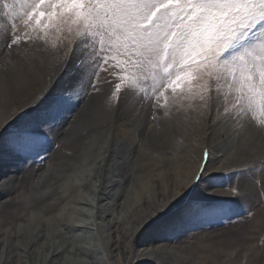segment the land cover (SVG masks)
<instances>
[{
    "label": "snow or ice",
    "instance_id": "obj_1",
    "mask_svg": "<svg viewBox=\"0 0 264 264\" xmlns=\"http://www.w3.org/2000/svg\"><path fill=\"white\" fill-rule=\"evenodd\" d=\"M37 65L48 69L44 87L27 106L0 119V159L6 151L28 169L29 161L59 147L65 113L92 95L105 96L109 108L150 109L154 121L161 109L165 117L173 109H191L201 124L231 125L235 135L250 127L264 134V0H0V90L5 98ZM94 147L97 164L89 167L85 153L80 170L62 188L66 194L83 178L96 179L93 168L107 159L106 153L118 156L115 141ZM219 172L205 145L189 178L170 187L146 212L127 221L123 212L112 218L88 264H132L129 252L132 257L155 254L156 245L140 244L149 230H175L208 211H232L214 207L224 202L212 183ZM119 179L114 166L106 182L116 187ZM9 180V174L0 175V207L24 196L15 187L18 181ZM258 183L264 202V181ZM92 191L89 201L95 205V193L102 189L94 183ZM228 191L232 202L247 195L239 185ZM100 212L110 214L102 205ZM75 223V217L68 221ZM259 245L264 248V235ZM0 264L13 261L0 254Z\"/></svg>",
    "mask_w": 264,
    "mask_h": 264
},
{
    "label": "bare ground",
    "instance_id": "obj_2",
    "mask_svg": "<svg viewBox=\"0 0 264 264\" xmlns=\"http://www.w3.org/2000/svg\"><path fill=\"white\" fill-rule=\"evenodd\" d=\"M47 71L48 69L39 65L34 71L29 69L23 81L14 88L16 90L22 88L26 92L23 93V96L29 99L38 86L44 87ZM3 78L4 73L0 72V80ZM14 88H10V90ZM10 96H12L10 91L5 98L2 90H0V119L10 116L11 111L17 106H27L30 103H26V100H23L24 97L23 99L20 98L19 101L18 99L14 101V98L8 101ZM104 103L106 104L107 101L105 100ZM127 106H121L117 110V105L114 104L109 111H103V106L101 108L98 106L97 111L93 112H103V115L94 116L93 113V117L91 116L89 120H78L79 123L77 121V125L82 126L83 128H81L85 131L93 128L92 125L98 123L99 119H101V125L93 129L94 137L93 135L86 137L87 140L81 142V148L75 156L64 158L65 161L60 164V168L62 171L70 170L68 173H62L63 175L57 168H50L36 181L30 180L29 182L26 178L14 175L23 169L14 163L15 161L6 151L3 153L2 159H0V175L9 174V184H11V178H15L18 181L15 187L19 190L22 189L21 193L24 196L10 204V206L16 204L14 213H9L10 206L0 207V254L8 256L15 264H88L89 261L96 258L103 230L109 226L114 216L118 219L119 214L123 212L125 221H127L132 214L146 212L149 205L154 203L158 197L166 195L170 187L182 183L196 170L202 155L196 152V156H193L191 150L187 152L188 167L186 169L168 165L169 158L161 159V157L147 154L144 156L143 153V162L141 159L139 162L138 159L135 160V147L138 143L134 134L130 132L132 128L141 127L142 129L144 123L141 114H138V110L136 109V113H134ZM105 122L106 126L103 128L102 125ZM209 128L211 139L220 132L226 133L225 144L222 146L218 144L215 150L225 149L229 153L233 152L237 159L247 163L235 168L234 171L240 172V185L247 193L244 197L249 198L251 204L257 211L259 210L253 230H249L250 228L237 230L235 233L238 237L237 243L229 247L223 244L228 233L223 232L224 235H222L215 231L204 232V230L203 241L200 240L203 242V247L198 245L199 241H196L187 248L182 245L186 239L184 233L183 235H173V230L160 232L149 230L148 233L140 237V244L142 247L156 245L155 254L147 253L146 256L132 257L131 252H129L128 258L131 259L132 264H151L153 260L156 261V264H262L264 262V256L261 255L264 248L258 243L260 236L264 234V208L261 206L263 204L261 199L256 197L259 188L255 181L261 176L262 181H264V172L261 171L264 169V146L260 145L259 135L255 133L243 132L240 135H235L233 130H230L231 127L210 126ZM64 133L65 131H62L60 136H63ZM203 133L207 135L208 132L204 131ZM129 136L132 138L129 139ZM102 140H110V143L115 141L119 145L118 156L113 158L111 152L106 153L107 159L100 160L99 166L93 168L96 179L92 180L85 177L80 184H74L72 190L66 194L62 188L80 170L85 153L91 159L89 167L97 164V150L94 145ZM261 141L264 145V140L261 139ZM213 142L211 140L212 148ZM205 145H207V141L200 144V151ZM114 166L120 173L116 187L106 182V177ZM254 166L256 170H253ZM131 170L132 173L130 174ZM248 172L254 179L249 177ZM49 173L55 174L56 177L52 176L51 179H48ZM94 183L102 189V192L95 193L97 198L95 205L89 201V196L94 194L92 191ZM77 187H82L87 193L82 192L83 190ZM46 192L47 198L45 200L34 197L36 193L42 195ZM29 194L31 198L25 199L24 197ZM105 195L111 199L104 200ZM44 201H47L44 203L45 208H41L40 206L43 205ZM101 205L104 209L109 210V215L102 216ZM78 215L82 216L78 217ZM73 217L76 218V225L68 224V221ZM81 221H92V223H81ZM80 224L84 225L81 228L83 235H79V240H76L73 232L78 231L79 228L77 229L76 226H81ZM69 228L72 230L70 231ZM94 230L99 236L97 240L93 235ZM89 241L92 242L93 246H88ZM252 245H256V247H252ZM243 261L245 262L243 263Z\"/></svg>",
    "mask_w": 264,
    "mask_h": 264
},
{
    "label": "rangeland",
    "instance_id": "obj_3",
    "mask_svg": "<svg viewBox=\"0 0 264 264\" xmlns=\"http://www.w3.org/2000/svg\"><path fill=\"white\" fill-rule=\"evenodd\" d=\"M39 89H41L40 86L36 88V90L33 92L31 97L28 99L27 97L23 96L24 95L23 93H26V92H24L22 88L18 90L14 88L10 90V93L12 96H10L8 101L13 100V98L15 99L14 101H16V99H18L19 101L23 99L24 97L23 100H26V103L30 102L32 96L38 93ZM105 100L107 101L105 96L92 95V96H89L87 100L83 104H81L78 108H76L74 111L65 113L64 120H66L67 123L64 125V128H63V132L65 131L64 135L58 138L57 142L59 143V147H55V146L50 147L49 151L44 154V157L42 159L36 160L34 163L32 161H29V164L31 165L30 169H28L27 166L23 164H18L17 162H14L16 165H20L21 168L23 169L22 175H20V177L26 178V180H28L29 182L30 180H33L34 182L37 180V178H39L45 171H48V169L50 168L51 169L57 168V170H60L61 172L60 174L66 173V172L68 173L70 169L69 170L65 169V171H62V169L60 168V164L65 161L64 158H70V157L75 156L81 148V142L86 141L87 140L86 137L92 136L94 134V132H92L93 129L100 127L101 125L100 123L101 119H99L98 123H95V125H92L93 128H89V130L87 129L88 131H85L84 129H82L83 128L82 126L77 125V121L78 120L79 121L89 120L91 116L93 117V113H94V116H100V114L103 115L104 114L103 112L101 113L93 112L95 110L97 111L98 106H100V108L101 106H103L102 108L103 111L111 110V108L108 107L107 103L106 104L104 103ZM127 107L130 108V110L132 109L130 105H128ZM118 108H121V106L117 105V110ZM137 110H138V114H141L142 116V120H143L142 122L144 123V127L142 129L141 127H138V128L131 127L132 130L130 133L134 134L135 140L138 143L135 147V160L138 159L137 161L139 162L140 159L141 161L143 159L144 161V158L142 156V153H143L144 156L147 154L149 156L161 157V159L169 158V161L167 162L168 165L172 167L175 166L177 168L178 166H180L181 168L186 169L188 167L187 166L188 165V160H187L188 153L187 152L191 150L193 151V156H196V152L202 155V150L200 151V144L203 141L204 142L207 141V146L210 149H212L214 152L213 161L215 163V166L218 169H220V171L222 170L221 173L218 175V178L213 180L212 183L217 185V188L215 190L216 191L215 196L223 198L224 202L215 204L214 207L227 208V209H231L232 211L227 212V213H217L213 211H208L205 214L194 217L193 219H191L184 225L177 228V230L175 231L173 230V235H181V234L183 235L184 233V236H185L184 238L186 239L183 241L185 243H183L182 245L184 246V248H187L188 246H191L196 241H199L198 245L203 247V242H200V240L203 241L202 235L205 234L204 232L215 231L222 235H224V233H228L227 235L225 234L226 240L223 244H225L228 247L234 246L237 243V239H238L237 235L235 234L236 231L240 230V228L241 229L250 228L249 230L252 231L253 230L252 228L255 226V220H256V216L258 215L259 210L257 211V209L251 204L249 198H245V197L235 198L236 202H232L229 199L228 189L232 186H237V185L241 187L240 172L234 171V169L238 168L239 166L243 164H247V163H245V161L241 159H237L235 157V153L233 152L229 153L225 149L215 150L218 144L219 145L221 144L220 146L225 144L224 141H226V133L220 132L218 135L216 134L214 136L215 138L211 139L212 137L209 135L210 126L199 123L196 112L191 109H188V110L181 109L179 111H177L176 109H173L172 112H170L167 117L163 115V110L161 109L160 111L156 113L157 120L155 121L151 119L150 109L145 108L144 110H140L139 107L137 106ZM102 126L104 128L106 126V122L103 123ZM227 127L229 128L231 127L230 130H232L231 125ZM254 128L255 127L248 128L245 131V133L247 134L255 133L259 135L258 138L260 139H258V141L260 142L261 146H264L261 141V139L264 140V138H262L264 134H261L257 130V128H255L254 130ZM204 131L208 132L207 135L203 133ZM129 137H128L129 139L132 138V136H129ZM211 140L212 142L215 140L212 143L213 148L210 145ZM108 141L110 142V140ZM239 161L241 162L238 163ZM52 173L48 174V179H51L52 176L56 177V175ZM131 173H132V170L130 171V174ZM62 175H61V178H62ZM248 175H249V172H248ZM249 177L252 178V175L250 174ZM262 180H263L262 176L257 178V180H255L257 187L259 189H260V184L258 182ZM220 186H223V187H220ZM77 188L78 189L80 188L81 190H83L82 192H85V189H83L82 187H77ZM85 193H87V191ZM257 193L258 192H256V197H259L262 201V198ZM34 195H35L34 196L35 198H40L43 200L47 198V192L42 195L38 193ZM200 195L204 196L207 194L201 192ZM46 202L47 201H44L43 205H41L40 207L45 208L44 203ZM261 206L262 208H264V202ZM10 207L11 208L8 209L9 213H14V211H16L15 210L16 204L11 205ZM249 212H251L252 214L249 215ZM80 216L82 215H78V217ZM80 225L81 226H76L77 229L79 228L78 231L73 232V236L76 240H79V237H80L79 235H77V233H81L83 230L81 228L84 227L83 224H80ZM94 231L96 233L95 237L97 240L99 236L97 235L98 234L97 231L96 230ZM258 243H259V240H258ZM261 255L264 256V251L261 253ZM244 262L245 261H243V263ZM262 264H264V262Z\"/></svg>",
    "mask_w": 264,
    "mask_h": 264
}]
</instances>
